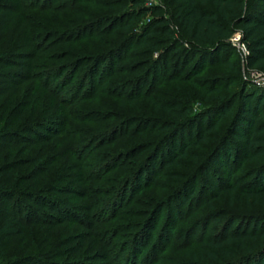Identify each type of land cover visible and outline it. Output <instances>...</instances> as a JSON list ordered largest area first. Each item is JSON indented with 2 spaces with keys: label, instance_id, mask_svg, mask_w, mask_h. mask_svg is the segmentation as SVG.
I'll return each instance as SVG.
<instances>
[{
  "label": "trees",
  "instance_id": "obj_1",
  "mask_svg": "<svg viewBox=\"0 0 264 264\" xmlns=\"http://www.w3.org/2000/svg\"><path fill=\"white\" fill-rule=\"evenodd\" d=\"M4 1L15 9L1 6L0 17L24 14L22 0ZM34 1L43 13L48 4L51 26L0 53V264H79L71 250L34 259L16 250L30 229L79 223L102 182L95 223L115 224L123 264H136L159 220L141 264H264V90L248 78L264 74V0H159L154 10L140 0ZM30 28L10 18L1 27ZM236 33L246 56L231 43ZM52 79L57 95L88 80L110 99L83 120L95 126L78 144L95 156L96 177L76 163L52 175L29 156L62 125L41 124L22 87Z\"/></svg>",
  "mask_w": 264,
  "mask_h": 264
},
{
  "label": "rangeland",
  "instance_id": "obj_2",
  "mask_svg": "<svg viewBox=\"0 0 264 264\" xmlns=\"http://www.w3.org/2000/svg\"><path fill=\"white\" fill-rule=\"evenodd\" d=\"M126 1L129 3L132 0ZM151 1L152 7L148 8L145 6L147 9L154 10L162 5L159 0ZM34 2V0H22L23 5L26 6L24 14L13 15L12 12L9 13L7 11L5 16L0 17V53L8 50L16 40L29 42L32 37L43 35L44 31L42 29L39 27L38 29H34L37 26H51L47 21L50 16V13L46 10L48 4L44 9L46 12L43 13L39 10L40 8L33 9L32 4H34ZM41 2L43 3L44 0ZM13 5L16 4L13 3ZM1 6L10 11L15 9L9 1L0 0V7ZM126 8L131 7L129 5ZM153 17L152 13H148L139 18L133 27H131L128 34L138 33ZM9 18L15 21L19 20L21 24L22 21H25L30 24L32 28L27 29L25 32H15L13 29H9L6 34H3L2 32L4 30H2L1 27L6 26V20ZM45 30H48V28H45ZM38 42H40V40L36 43ZM231 43L233 44V41H231ZM53 51H56V49ZM87 83L88 80H86L85 87H83V90L79 93H73L74 90L77 91V89H79L78 84H71L68 89H65L58 95L52 92L51 89L54 86L56 87V81L53 79L50 80L47 87H44L43 82H40V80L30 81L22 87V91L27 89L30 95L33 96V100H36V105L38 107L36 116L41 124L46 126L53 122L55 125H62V133L57 135L55 140L46 145L37 143L29 152L30 157H35L43 163L50 164L52 175L62 172L63 169L75 163V165L80 164V166H84L86 168L85 172L89 173L90 176L96 177L97 175V172L92 170L93 165L96 163V161H94L95 156H93L90 151L83 153L82 148H79L78 144H80V140L84 137L86 130L95 126H91L90 123L84 122L83 120L91 114L93 116L103 114L104 105L110 104V99L99 95L98 91V95H94L93 92L96 88L92 91V87H87ZM72 94L73 97L71 96ZM58 129L59 127L57 126V130ZM42 133L47 134L46 131H42ZM60 156L61 159H59ZM51 163L54 164L51 165ZM55 164H58L59 167H57V165L55 166ZM24 172L25 169L20 171L21 174ZM103 184L104 182L93 185V195H89L81 202L83 209L79 215V223L73 224L67 228L59 226L48 230L30 229L26 233L24 244L21 245L16 252H19L21 256H29L34 259L38 258L41 253L49 254L54 257V255L60 251L66 252L67 250H71L68 260L73 263L88 264V262H90L89 260L95 259L93 264H123L124 255L126 254L123 252V248L126 243L120 239H114V232L117 231L115 224L103 226L95 223L101 216L102 208L98 203L103 199L102 197H98L99 191L96 189V186H99L103 190L108 186V184ZM141 195L142 192L139 193L138 196ZM106 212L111 213L112 211L109 210ZM133 221L132 219H128L126 224L131 225ZM161 225L162 221L159 220L154 235H149L150 240H146L141 248L142 253L136 261V264H141L142 258L149 252L151 245L154 240H156ZM14 248H16V246H14ZM39 260L40 263L32 261L29 264L43 263V257ZM64 262H66V260Z\"/></svg>",
  "mask_w": 264,
  "mask_h": 264
},
{
  "label": "built area",
  "instance_id": "obj_3",
  "mask_svg": "<svg viewBox=\"0 0 264 264\" xmlns=\"http://www.w3.org/2000/svg\"><path fill=\"white\" fill-rule=\"evenodd\" d=\"M143 2V5L150 8L152 7V1L151 0H140ZM237 36H239V39H237ZM233 41V45L236 46L241 53L242 56H246L247 49L246 47L240 42V34L236 33L233 38L231 39ZM248 78L250 81H252L256 86L264 90V74L261 72L252 71L249 72Z\"/></svg>",
  "mask_w": 264,
  "mask_h": 264
},
{
  "label": "snow or ice",
  "instance_id": "obj_4",
  "mask_svg": "<svg viewBox=\"0 0 264 264\" xmlns=\"http://www.w3.org/2000/svg\"><path fill=\"white\" fill-rule=\"evenodd\" d=\"M237 39H239V36H237Z\"/></svg>",
  "mask_w": 264,
  "mask_h": 264
}]
</instances>
